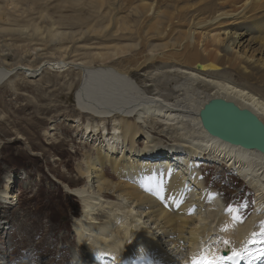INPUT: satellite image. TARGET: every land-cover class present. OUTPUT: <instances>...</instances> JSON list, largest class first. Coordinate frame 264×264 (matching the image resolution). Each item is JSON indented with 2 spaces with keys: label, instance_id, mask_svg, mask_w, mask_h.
<instances>
[{
  "label": "bare ground",
  "instance_id": "1",
  "mask_svg": "<svg viewBox=\"0 0 264 264\" xmlns=\"http://www.w3.org/2000/svg\"><path fill=\"white\" fill-rule=\"evenodd\" d=\"M107 2H97L99 11ZM14 4L15 20L0 6V34L27 33L44 50L59 52L60 58L36 66H0V86L23 67L28 75L67 66L85 69L88 78L77 93L81 111L102 124L113 121L108 149L86 153L79 166L86 184L73 189L87 208L75 222L86 261L208 264L230 247V254L218 264H234L227 259L233 248L247 264H256L253 250L264 244V220L260 221L264 219V155L209 135L199 112L210 99L221 97L251 109L264 121V0H141L137 19L119 22L111 16L93 23L81 16L77 21L84 25L78 30L65 29L55 20L42 25L48 18L43 11L38 19L27 21L29 11L19 10L11 1ZM171 4H175L172 12ZM189 13L192 18L187 21ZM217 26L223 38L211 34ZM178 27L185 30L177 33ZM109 29L122 32L128 43L106 46L81 59L63 58L68 44L90 34L104 36ZM151 36L170 42L152 44ZM142 70L145 87L137 80ZM124 91L130 93L118 98ZM190 92L198 98H187ZM181 121L193 127L180 125ZM161 125L176 141L167 150L154 136ZM100 126L88 125L86 133L97 136ZM103 130L105 141L107 127ZM142 132L145 146L139 147ZM207 159L225 164L254 190L255 208L245 222L235 218L234 210L226 213L220 196L207 187L201 171ZM107 166L116 178L109 176ZM11 183L7 179L0 191L1 201L14 198ZM96 210L101 213L97 217L92 213ZM10 255L11 251L6 254L9 261ZM235 264H242V258Z\"/></svg>",
  "mask_w": 264,
  "mask_h": 264
},
{
  "label": "rangeland",
  "instance_id": "2",
  "mask_svg": "<svg viewBox=\"0 0 264 264\" xmlns=\"http://www.w3.org/2000/svg\"><path fill=\"white\" fill-rule=\"evenodd\" d=\"M11 1L18 4L19 10L29 11L25 15L27 21L38 19L39 12L43 11L48 18L43 22L38 20L42 25L55 20L71 30H78L84 25L78 24L77 19L81 16L93 23L106 21L111 16L117 17L119 22L137 19L141 4V0H108L99 11V0H0V6L12 15V20L16 18L15 4L10 5ZM174 7L175 4H171L168 10L172 12ZM183 8L185 10L187 7ZM186 17L184 19L187 21L192 18L190 13ZM20 23L24 24L22 21ZM228 24L225 21V25ZM213 29L212 35L220 33L224 37L223 30H219L218 26ZM176 30L179 33L185 27ZM113 32V29H109L104 36L90 34L68 44L63 58L68 61L81 59L89 56V53L104 50L106 46L128 43L122 37V32ZM169 39L151 36L149 41L161 45L170 42ZM208 45L214 47L213 44ZM59 58V52L44 50L37 45L36 38L27 33L0 34V66H17L18 63L36 66L45 60L57 61ZM24 69H16L0 86V191L10 179L14 197L8 201L0 199V264H89L82 248L83 241L78 239L75 230L76 220L82 219L87 208L73 189L86 184V179L79 173L84 157L97 154L101 148L102 151L108 149L113 121L111 119L105 125L102 120L88 119L91 115L81 111L83 109L79 107L77 93L88 78L85 69L67 66L56 71L41 70L35 75L26 74ZM145 72L139 71L138 79L135 78L143 87L147 84L143 82ZM192 92L186 97L198 98ZM128 93L120 92L117 97ZM133 97H136L135 93ZM181 122L180 125L193 127L189 121ZM88 125H101L102 129H99L97 136L88 135ZM104 127H107L105 133L109 137L105 141ZM164 127L161 125L154 136L162 140L164 150H167L176 141ZM145 137L144 132L138 135L139 147L145 146ZM206 161L201 165V171L207 187L213 188L220 196L226 213L232 209L235 216L238 215L244 222L248 220L255 208L254 190L225 164H219L217 160L218 163L213 162L212 159ZM106 170L110 177L116 178L108 166ZM112 199L113 202L117 201L115 197ZM92 213L95 217L97 213L101 214L98 210ZM224 249L229 250L230 247ZM9 251L11 262L6 256ZM164 263L167 264V261Z\"/></svg>",
  "mask_w": 264,
  "mask_h": 264
},
{
  "label": "water",
  "instance_id": "3",
  "mask_svg": "<svg viewBox=\"0 0 264 264\" xmlns=\"http://www.w3.org/2000/svg\"><path fill=\"white\" fill-rule=\"evenodd\" d=\"M199 116L209 135L264 155V121L251 109L216 97L204 104Z\"/></svg>",
  "mask_w": 264,
  "mask_h": 264
},
{
  "label": "snow or ice",
  "instance_id": "4",
  "mask_svg": "<svg viewBox=\"0 0 264 264\" xmlns=\"http://www.w3.org/2000/svg\"><path fill=\"white\" fill-rule=\"evenodd\" d=\"M232 209H230V211H231ZM236 219H239V216L237 215L236 217H235ZM253 243H255V241H252ZM262 242H264V241H262ZM224 243L227 245L228 243H229V241H227V240H225L224 241ZM240 258H242V253L241 252H238V251H236V249H232V254H231V256H229V257H227V259H229V260H232L233 262H234V264H235V261L237 260V259H240ZM258 259L260 258V257H257ZM226 258L224 257V256H219V257H217V258H215L214 260H212V261H208V264H218V261H224ZM193 264H201V262H198V261H193Z\"/></svg>",
  "mask_w": 264,
  "mask_h": 264
}]
</instances>
